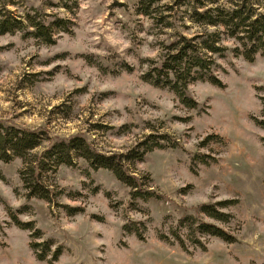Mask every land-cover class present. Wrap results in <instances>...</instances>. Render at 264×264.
<instances>
[{
    "label": "rangeland",
    "instance_id": "374dc122",
    "mask_svg": "<svg viewBox=\"0 0 264 264\" xmlns=\"http://www.w3.org/2000/svg\"><path fill=\"white\" fill-rule=\"evenodd\" d=\"M195 9L264 14V0H0L14 30L0 33V124L49 135L32 154L73 137L108 156L131 153L129 174L163 196L132 200L111 171L75 157L45 173L52 202L28 198L23 161L0 160V264H264V129L256 124L264 121V56L248 62L240 42L224 26L197 23ZM13 18L49 22L55 42L18 30ZM204 33H218L226 48L211 56L224 88L193 82L191 109L142 79L173 41ZM226 200L237 201L221 209L231 222L199 214ZM65 206L82 212L70 216ZM201 222L236 242L202 234Z\"/></svg>",
    "mask_w": 264,
    "mask_h": 264
},
{
    "label": "trees",
    "instance_id": "16d2710c",
    "mask_svg": "<svg viewBox=\"0 0 264 264\" xmlns=\"http://www.w3.org/2000/svg\"><path fill=\"white\" fill-rule=\"evenodd\" d=\"M197 23L207 22V24L216 27L224 26L229 32V36L235 38L244 47L243 51L236 50L248 62H254L256 56L261 54L264 56V14L249 13L242 14L241 9H234L231 13L222 15H213L210 9L203 12L195 9L194 16ZM215 16L216 19H213ZM20 25L18 30H26L31 36L36 38H44L46 43L53 44V37L49 22L30 23L27 26L21 20L13 18ZM57 21L66 24L64 20L58 18ZM11 19L9 17H0V33H12ZM32 29V30H31ZM67 32L68 29H65ZM171 48L164 61L156 63L155 67L143 75L142 79L156 88H168L174 92L179 101L188 108L195 109L198 102L195 101L188 93L190 84L196 81L207 80L219 88H224L225 85L215 76L212 67L215 64L211 56L222 54L226 48L221 46V39L218 33H204L192 38L181 36L171 43ZM264 100V99H263ZM256 121V120H255ZM256 124L264 129V121H256ZM50 140L49 135L44 132L20 129L15 126H5L0 124V160L10 163L16 158L23 161L24 170L20 176L27 191L28 198H37L52 202L56 196L53 189H50L45 184V173L52 172L55 174L59 167L74 165V158L81 157L87 160L94 170L105 169L111 171L116 178L132 189V200L141 199L148 201L150 199H161L153 190L145 191L142 189L140 179L137 176L130 175L126 166V162L132 160L131 153L108 156L100 153L92 147V145L82 137H73L69 140L57 141L44 150L40 155L32 154L40 148L42 144ZM264 144V138H262ZM160 147V145H158ZM153 148L143 149L144 151L137 155L135 160L141 161L144 155ZM237 201L226 200L215 205L203 204L199 207V214H205L209 218L220 222L229 223L232 220V215L223 213L222 208H228ZM64 209L70 216L82 212L81 209H74L65 206ZM192 217H185L180 221V226L184 222L191 220ZM17 226L22 229H29V225H24L15 219ZM128 226L124 227V230ZM199 231L202 234L218 237L226 243H235L236 238L226 230L206 222H201ZM133 232V231H130ZM136 234L140 235L136 232ZM42 235L40 230L36 231L37 238ZM33 237V235H32ZM141 238V235L139 236ZM160 239L169 242L165 235H161ZM180 244L184 245L183 241ZM52 241H46L43 246L51 252L53 246ZM61 248L58 247L49 259L50 263H54L61 256ZM39 260L45 261V256H39Z\"/></svg>",
    "mask_w": 264,
    "mask_h": 264
}]
</instances>
